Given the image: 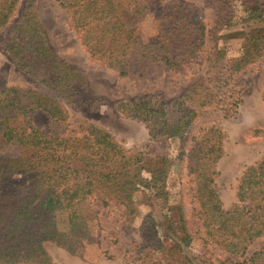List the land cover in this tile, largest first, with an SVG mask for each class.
Returning a JSON list of instances; mask_svg holds the SVG:
<instances>
[{
  "label": "trees",
  "instance_id": "trees-1",
  "mask_svg": "<svg viewBox=\"0 0 264 264\" xmlns=\"http://www.w3.org/2000/svg\"><path fill=\"white\" fill-rule=\"evenodd\" d=\"M54 1L66 13L87 53L119 76L145 78L178 69L211 42L206 60L215 69L212 88L202 94L205 86L197 81L170 101L167 127L151 129L153 141L159 137L182 140L199 110L207 106L220 107L225 113L236 109L240 99L235 96L233 78L255 61L253 48L257 44L246 39L243 58L226 63L218 41L229 19L219 10L220 0H205L216 15L212 29L203 22L190 21L184 4L171 1L157 17V36L150 41H144L137 31L150 11L143 0ZM242 1L248 13L264 11V0ZM19 3L0 0V29L8 26L1 48L38 89L0 87V264H46L51 258L45 243L75 253L90 235L79 203L95 198L103 206L113 202L131 211L137 204L129 190L132 183L142 188L147 199H166L171 160L164 153L125 150L107 129L89 121L66 135L49 134L31 122L30 114L40 111L56 123H66V104L82 100L73 97L77 85L86 87V79L81 70L66 65L53 51L32 0L12 20ZM126 106L133 117L149 119L146 98ZM249 131L245 139L264 137L262 128ZM202 133L191 148L202 226L206 237L227 255L219 264H245L241 257L249 245L264 239V155L242 173L235 186L236 202L225 210L214 182L223 155V132L211 126ZM137 170L149 176L140 177ZM60 213L66 214L64 229L57 224ZM177 224H169V229L173 235L179 233L181 245L189 246L191 232L181 209L178 232ZM158 225L153 212L142 219L141 242L136 246L142 264H171L160 259L166 248ZM249 262L264 264V241Z\"/></svg>",
  "mask_w": 264,
  "mask_h": 264
},
{
  "label": "rangeland",
  "instance_id": "rangeland-1",
  "mask_svg": "<svg viewBox=\"0 0 264 264\" xmlns=\"http://www.w3.org/2000/svg\"><path fill=\"white\" fill-rule=\"evenodd\" d=\"M28 1L31 0H20L12 20L20 15ZM32 1L33 11L51 48L66 65L83 72L86 87L76 86L73 100H82L78 104H66V123H56L40 111L30 114L31 122L49 134L66 135L79 124L89 121L107 129L125 150L164 153L171 160L166 199H147L142 188L137 183H132L129 190L136 196L137 204L131 211H125L122 206L113 202L103 206L95 198L79 203L78 207L88 221L90 235L75 253L52 242L45 243V249L51 258L46 264H142L136 246L141 242L139 227L142 219L150 212H153L159 222V235L166 248L165 255L159 256L160 259L171 264H219L227 255L204 232L199 204L194 194L196 174L191 170L195 162L191 148L203 135L202 132L211 126H218L223 132V155L217 163L218 174L214 182L223 208L230 209L236 202L235 186L238 179L248 166L264 155V137H244L246 131L251 132L257 128H262L264 132V11L248 13L242 0H220L218 3L220 12L229 19L219 33L218 41L226 63L233 64L243 58L246 39L257 44L253 48L255 61L233 78L234 93L240 99L236 109L225 113L220 107L207 106L199 110L195 123L185 132L182 140L159 137L153 141L150 130H164L167 127L170 101L182 96L197 81L205 86V89H201L202 94L212 88L210 81L215 69L206 60L211 42L207 43L192 62L178 69L145 78L119 76L114 69L104 66L100 60L87 53L70 28L66 13L54 0ZM143 1L150 10L137 30L144 41L156 38L157 17L171 1L184 4L190 21L203 22L208 29H212L216 22L215 12L205 0ZM252 7L255 9V5ZM7 28L8 26L0 29V87L38 89L34 80L21 71L2 50L1 42ZM142 98H146L148 102L147 121L130 115L126 106L128 102ZM137 171L140 177L149 176L142 170ZM180 209L191 232L189 246L181 245L179 233L173 235L169 229V224L176 226L178 223V232ZM57 224L60 229L66 227V214H58ZM263 241V238H258L249 245L241 257L245 259V264H250L252 254L259 250Z\"/></svg>",
  "mask_w": 264,
  "mask_h": 264
}]
</instances>
